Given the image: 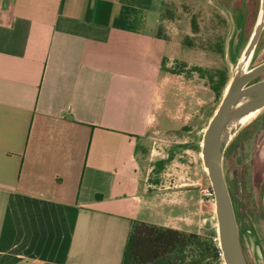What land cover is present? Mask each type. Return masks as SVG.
<instances>
[{"label": "crops", "instance_id": "obj_1", "mask_svg": "<svg viewBox=\"0 0 264 264\" xmlns=\"http://www.w3.org/2000/svg\"><path fill=\"white\" fill-rule=\"evenodd\" d=\"M160 24L156 0H0V264H121L132 221L176 228L146 216L193 104Z\"/></svg>", "mask_w": 264, "mask_h": 264}, {"label": "rangeland", "instance_id": "obj_2", "mask_svg": "<svg viewBox=\"0 0 264 264\" xmlns=\"http://www.w3.org/2000/svg\"><path fill=\"white\" fill-rule=\"evenodd\" d=\"M156 6L161 21L158 33L168 43L171 72L188 86V93L183 95H189L193 104L188 128L161 137L155 145L156 157L145 162L146 170H153L147 174L146 216L187 232L217 236L214 199L208 190L210 182L202 163L200 143L224 91L219 93L213 86L221 75L231 78L260 14V0H156ZM241 26L243 33L233 51L232 40ZM261 59L264 33L248 68ZM179 99L185 103L182 95ZM234 141L235 138L230 144ZM234 199L237 202L238 198ZM251 201V218L247 223L253 234L249 236L244 230L245 259L247 264H258L257 248L264 258V213L259 215L255 198Z\"/></svg>", "mask_w": 264, "mask_h": 264}, {"label": "water", "instance_id": "obj_3", "mask_svg": "<svg viewBox=\"0 0 264 264\" xmlns=\"http://www.w3.org/2000/svg\"><path fill=\"white\" fill-rule=\"evenodd\" d=\"M264 27V0H260V14L251 35L228 80L221 100L203 131L200 153L213 194L216 217V234L223 264H247L231 196L226 183L223 157L228 144L239 129L259 111L264 109V60L248 68L260 33ZM240 30L232 40L236 49ZM258 264L264 258L256 249Z\"/></svg>", "mask_w": 264, "mask_h": 264}, {"label": "flooded vegetation", "instance_id": "obj_4", "mask_svg": "<svg viewBox=\"0 0 264 264\" xmlns=\"http://www.w3.org/2000/svg\"><path fill=\"white\" fill-rule=\"evenodd\" d=\"M243 33L241 26L239 38ZM264 33V27L259 39ZM239 41V39H238ZM258 43V42H257ZM255 52V50H254ZM259 60L257 63L263 61ZM262 77H257L259 79ZM233 144H228L223 157V169L231 196L243 253L247 246L244 230L252 236L248 225L251 218V199L264 213V109L246 122L235 135ZM237 197V202L234 199ZM250 203V204H249Z\"/></svg>", "mask_w": 264, "mask_h": 264}, {"label": "trees", "instance_id": "obj_5", "mask_svg": "<svg viewBox=\"0 0 264 264\" xmlns=\"http://www.w3.org/2000/svg\"><path fill=\"white\" fill-rule=\"evenodd\" d=\"M159 34V33H158ZM228 82L221 75L213 89L221 93ZM208 190L212 194L211 186ZM215 234L203 236L155 223L134 220L123 250L121 264H222Z\"/></svg>", "mask_w": 264, "mask_h": 264}, {"label": "built area", "instance_id": "obj_6", "mask_svg": "<svg viewBox=\"0 0 264 264\" xmlns=\"http://www.w3.org/2000/svg\"><path fill=\"white\" fill-rule=\"evenodd\" d=\"M214 240L218 241V238H217V236L214 238Z\"/></svg>", "mask_w": 264, "mask_h": 264}]
</instances>
